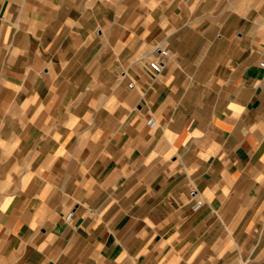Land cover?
Returning a JSON list of instances; mask_svg holds the SVG:
<instances>
[{"label": "crops", "instance_id": "0c3cea01", "mask_svg": "<svg viewBox=\"0 0 264 264\" xmlns=\"http://www.w3.org/2000/svg\"><path fill=\"white\" fill-rule=\"evenodd\" d=\"M262 61L264 0H0V264H264Z\"/></svg>", "mask_w": 264, "mask_h": 264}, {"label": "built area", "instance_id": "2783aa9c", "mask_svg": "<svg viewBox=\"0 0 264 264\" xmlns=\"http://www.w3.org/2000/svg\"><path fill=\"white\" fill-rule=\"evenodd\" d=\"M261 63L264 66V61H262ZM149 65L153 69V71L156 72V73H159V72H161L163 70V63H162L161 59H159V58H152V59H150ZM148 123L150 125H153L155 123L154 117H150L148 119ZM203 203H204L203 197H201V196L198 197L196 199V201L194 202V204H193V209L196 210V209L200 208ZM73 214H74V211L73 210H70L67 213V215H66V219H71L72 216H73Z\"/></svg>", "mask_w": 264, "mask_h": 264}]
</instances>
